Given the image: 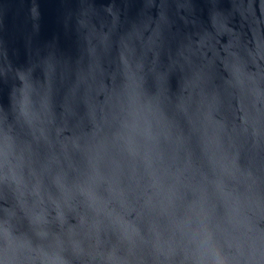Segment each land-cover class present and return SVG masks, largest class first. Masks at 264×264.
<instances>
[{
    "label": "water",
    "instance_id": "water-1",
    "mask_svg": "<svg viewBox=\"0 0 264 264\" xmlns=\"http://www.w3.org/2000/svg\"><path fill=\"white\" fill-rule=\"evenodd\" d=\"M193 236L264 264V0H0V264H195Z\"/></svg>",
    "mask_w": 264,
    "mask_h": 264
},
{
    "label": "clouds",
    "instance_id": "clouds-1",
    "mask_svg": "<svg viewBox=\"0 0 264 264\" xmlns=\"http://www.w3.org/2000/svg\"><path fill=\"white\" fill-rule=\"evenodd\" d=\"M204 236H205V239H210V236H208L207 233H204ZM189 245L193 249V260L195 261V264H201V258L199 256V252H200V240H199L198 236H193L189 240Z\"/></svg>",
    "mask_w": 264,
    "mask_h": 264
}]
</instances>
